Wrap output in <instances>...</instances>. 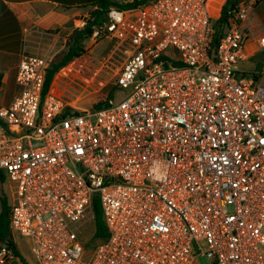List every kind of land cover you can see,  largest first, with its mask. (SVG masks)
<instances>
[{
  "label": "built area",
  "instance_id": "built-area-1",
  "mask_svg": "<svg viewBox=\"0 0 264 264\" xmlns=\"http://www.w3.org/2000/svg\"><path fill=\"white\" fill-rule=\"evenodd\" d=\"M208 1L110 7L125 94L97 109L62 115L69 103L42 95L51 56L21 55L0 171L14 182L10 231L38 264H264V80L235 69L264 28L242 0L213 44ZM95 194L108 235L90 250ZM13 257L1 244L0 264Z\"/></svg>",
  "mask_w": 264,
  "mask_h": 264
},
{
  "label": "crops",
  "instance_id": "crops-1",
  "mask_svg": "<svg viewBox=\"0 0 264 264\" xmlns=\"http://www.w3.org/2000/svg\"><path fill=\"white\" fill-rule=\"evenodd\" d=\"M218 1L210 0V4L216 6ZM88 9L89 6L63 3L61 0H0V88L9 84L15 86L8 98L1 100L0 106H7L19 91L15 75L21 55L40 54L52 58L64 50L72 29L79 25L78 21L84 23L83 18H88ZM251 20L264 28V0L255 3ZM255 44L249 42L246 47L250 60L255 53L248 48ZM10 72L12 76L9 80L7 75ZM57 76L59 74L50 87L52 92H55L53 87ZM10 233L14 257L4 264H38L29 238L23 240L25 236H17L13 231ZM20 241H25L27 248L20 249Z\"/></svg>",
  "mask_w": 264,
  "mask_h": 264
},
{
  "label": "rangeland",
  "instance_id": "rangeland-1",
  "mask_svg": "<svg viewBox=\"0 0 264 264\" xmlns=\"http://www.w3.org/2000/svg\"><path fill=\"white\" fill-rule=\"evenodd\" d=\"M120 3H125L131 0H116ZM223 1L219 0L217 2L216 7L213 6L211 8L210 0L208 1V7L213 16V20L218 15H215L212 9H216L217 6L222 5ZM262 4V2H260ZM89 14V11L87 12ZM88 16V15H87ZM86 18H83L85 22ZM79 25H83L78 21ZM116 46V41L111 38L106 32L102 31L97 34L96 37H89L84 41L85 51L80 56L74 58L71 62H69L65 67L59 70L57 74L59 76L56 77L54 83L55 94L61 96L63 100L69 103V105L80 111H89L92 110L93 107L104 99L108 98V92L112 86H114L115 74L120 68L123 58L120 52L115 50L116 53H112ZM251 52L255 53L256 59L264 60V48L259 47L258 45H252L248 48ZM66 49L58 52L52 58L49 59V63L58 61L63 52ZM248 50V51H249ZM169 55L172 58L178 59L180 58L178 54L174 52H169ZM110 56H112L111 61ZM235 69L238 71V76L244 71L246 73L252 72H260L261 79L264 80V66L259 71L256 69V62L246 58L244 60H239L235 64ZM8 79L11 78V72L7 75ZM54 76V78H55ZM53 78V80H54ZM53 82V81H52ZM58 82V83H57ZM57 83V84H56ZM15 88L12 84L3 85L0 88V103L1 100H5L10 95L11 91ZM125 92L123 90H117L115 95L113 96V100L117 101L124 97ZM14 191V182L5 181L0 182V196L6 195L10 201H12V195ZM96 194L93 195V197ZM93 210V209H92ZM94 218V217H93ZM90 223L87 227L84 228L82 234L83 242L90 248V250L94 249L102 240L94 236V228ZM15 235L22 236L19 232L13 231ZM23 240H26V237H23ZM19 248L24 249L27 248L25 245V241H20ZM198 264H207V259L204 256H199L197 258Z\"/></svg>",
  "mask_w": 264,
  "mask_h": 264
},
{
  "label": "trees",
  "instance_id": "trees-1",
  "mask_svg": "<svg viewBox=\"0 0 264 264\" xmlns=\"http://www.w3.org/2000/svg\"><path fill=\"white\" fill-rule=\"evenodd\" d=\"M240 1L242 0H225L220 8L217 7L216 9H212L215 15L218 12V15L215 19V32L212 37L213 44L217 43L218 37L221 32V24L226 21L229 11L234 9ZM61 2L69 4L78 3V5L84 7L89 6V14L83 25L77 26L72 29L67 40L65 48L66 50L65 52H63L62 57L58 61L48 64V66L46 67L42 95H45L46 92L50 90L55 74L63 67H65L69 62H71L74 58L84 53V41L87 38L91 37L95 31H98V33L104 31L102 28V24L106 20L107 11L110 7L123 9L129 8L143 3V0H131L125 3H120L116 0H61ZM212 7L213 6H211V8ZM252 60L256 62V69L261 71L264 66V60H262V58L256 59V56H254ZM117 90V86H112L108 92V98L104 99L103 101H99L92 109H97L107 105L108 100L113 98ZM71 112L79 113L78 110L67 107L63 111L62 115ZM2 181L5 182L7 180L6 175L0 171V182ZM10 204L11 201L6 195L0 196V245L7 244L12 249H14V243L11 238L8 217ZM92 209L94 214V236L100 238L103 241L106 239L108 231L104 222L100 200L96 196L92 198Z\"/></svg>",
  "mask_w": 264,
  "mask_h": 264
},
{
  "label": "bare ground",
  "instance_id": "bare-ground-1",
  "mask_svg": "<svg viewBox=\"0 0 264 264\" xmlns=\"http://www.w3.org/2000/svg\"><path fill=\"white\" fill-rule=\"evenodd\" d=\"M208 9H209V7H208ZM209 12H210V10H209ZM210 14H211V12H210Z\"/></svg>",
  "mask_w": 264,
  "mask_h": 264
}]
</instances>
